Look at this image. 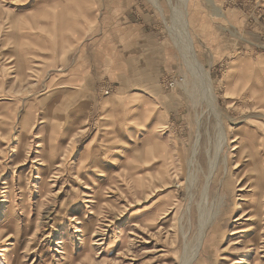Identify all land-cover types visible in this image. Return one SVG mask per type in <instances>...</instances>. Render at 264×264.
Listing matches in <instances>:
<instances>
[{
	"label": "rangeland",
	"instance_id": "obj_1",
	"mask_svg": "<svg viewBox=\"0 0 264 264\" xmlns=\"http://www.w3.org/2000/svg\"><path fill=\"white\" fill-rule=\"evenodd\" d=\"M47 1L0 0V264H183L211 214L191 264H264V0H114L153 55L121 75Z\"/></svg>",
	"mask_w": 264,
	"mask_h": 264
},
{
	"label": "crops",
	"instance_id": "obj_2",
	"mask_svg": "<svg viewBox=\"0 0 264 264\" xmlns=\"http://www.w3.org/2000/svg\"><path fill=\"white\" fill-rule=\"evenodd\" d=\"M55 1L56 0H50L46 3L50 2L52 6ZM122 3L123 1L114 0H87L85 6L83 3L77 1L72 7L75 11L86 12L80 13L85 19L84 24L86 25H90L93 22L92 20L97 16L99 17L102 13L100 16L102 20L100 19L98 21L100 24L98 42H102V44L99 45L100 48L98 50L101 53L100 56H102L103 74L121 75L132 73L133 70L135 72L136 67H138L136 64L138 63L137 61L135 63L134 57H142L141 54L144 52L139 48V40L140 38L147 39L151 36L146 32L142 20L139 19L137 9L134 14L125 11L124 14L126 19L124 20L123 18H116V15L118 14L116 11L126 8L122 5ZM113 16H115V20L111 19ZM106 25L109 27L114 25L112 30L113 32L111 31L108 34H104L103 27H106ZM80 33H83V30L80 31ZM128 35H130L129 39H126ZM123 40H127L128 42L122 44ZM126 43H130L129 45L132 48L130 51L126 48L128 46ZM152 57V51L147 50L143 53L144 62H149Z\"/></svg>",
	"mask_w": 264,
	"mask_h": 264
},
{
	"label": "bare ground",
	"instance_id": "obj_3",
	"mask_svg": "<svg viewBox=\"0 0 264 264\" xmlns=\"http://www.w3.org/2000/svg\"><path fill=\"white\" fill-rule=\"evenodd\" d=\"M209 1L212 2V3L215 2L214 0H209ZM217 10L219 12L218 8H217ZM197 73H199L198 75H201L202 71L198 70ZM207 80H208V83L206 82V84L203 86V88L205 90H207L205 92V96H206L207 100L210 102L209 104L212 106V109L214 110V112L216 113V116H217V122H218L217 125H218V129H219V133L218 134H219V136L221 138V140H220V145H221L222 143H224V141L227 140V134H226V130H225V125H224V123L222 122V119H221V111H220V109H219V107L217 105V102H216V97L217 96H215L212 82H211L209 77H208ZM213 217H214V214H211V215L207 216V218L204 219L200 223L198 234H197L196 238L194 240H192L193 241L192 245H191L192 246V249H191L192 252L190 251L191 252V256H190V253L188 255V253L186 252L185 253L186 257L184 256V259L182 261L183 264H189L190 262H192L193 261L192 259H194L197 256V253H199V251L203 247V244H205V241H206V238H207L206 236L208 234V229H209V227H210V225H211V223L213 221ZM188 247L189 246L186 244V246L184 248L187 249Z\"/></svg>",
	"mask_w": 264,
	"mask_h": 264
},
{
	"label": "built area",
	"instance_id": "obj_4",
	"mask_svg": "<svg viewBox=\"0 0 264 264\" xmlns=\"http://www.w3.org/2000/svg\"><path fill=\"white\" fill-rule=\"evenodd\" d=\"M172 83H173V81L170 82V84H172ZM106 92H108V90H106Z\"/></svg>",
	"mask_w": 264,
	"mask_h": 264
}]
</instances>
